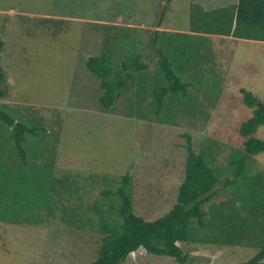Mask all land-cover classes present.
Here are the masks:
<instances>
[{
	"label": "trees",
	"instance_id": "trees-1",
	"mask_svg": "<svg viewBox=\"0 0 264 264\" xmlns=\"http://www.w3.org/2000/svg\"><path fill=\"white\" fill-rule=\"evenodd\" d=\"M81 1V9L72 6L62 14L68 21L85 20V26L102 33L100 54L86 59L85 68L99 81V109L132 125L136 155L118 184L106 173L91 175L92 186L103 179L106 187L90 204L89 190L78 185L79 173L57 175L58 168L77 166L58 156L62 127L48 133L43 120L35 119L29 109L0 103V222L44 225L58 209L69 227L102 235L97 259L86 264H122L141 247L187 264L191 255L182 244L253 247L256 255L241 264H264V170L254 162L264 153V138L258 136L264 126V101L245 87L238 96L227 92L216 51H205L206 42L217 36L264 44V0H237L212 9L183 0L185 21L171 25L183 31L157 30L152 42L146 41L149 33L144 30L140 37L138 27L102 20L116 14L112 10L134 20L142 13L135 2L113 0L89 17L86 13L106 0ZM176 1L165 0L157 26H167L165 12ZM147 44L158 58L139 53ZM155 60L152 73L150 63ZM5 80L0 54V98L8 93L1 89ZM128 93L127 103L117 110ZM222 119L225 131L233 128L231 141L236 143L226 160L217 158L221 150L216 132ZM200 121L212 129L209 140L199 136ZM184 122L194 128H177ZM64 200L72 206L63 205Z\"/></svg>",
	"mask_w": 264,
	"mask_h": 264
},
{
	"label": "rangeland",
	"instance_id": "rangeland-1",
	"mask_svg": "<svg viewBox=\"0 0 264 264\" xmlns=\"http://www.w3.org/2000/svg\"><path fill=\"white\" fill-rule=\"evenodd\" d=\"M80 1L0 0V54L6 77L1 89L8 90L7 96L0 98V103L14 109H29L35 119L43 120L42 123L49 128L48 133L54 134L55 129L62 127L58 156L61 160L70 159L78 169L58 168L57 175L76 177L79 173L78 185L81 190H89L88 202L92 204L106 184L101 179L92 186L94 181L90 179L91 175L106 173L104 175L108 180L118 184L136 154L132 146V125L124 117L99 109L102 91L98 88L96 77L85 68L86 59L100 54L102 33L85 26V20L73 18L68 21V17L62 14L72 6L75 11L81 9ZM102 1L96 0L99 4ZM110 1L113 0L104 1L102 6L87 12L86 16L100 14L105 6L111 4ZM131 1L142 12L136 14L134 20H125L113 8L108 11L116 14L108 13L110 18L102 20L117 26L138 27L141 29L140 37L144 36L142 30L149 33L145 38L148 42L153 41V34L157 30L170 33L183 31L171 26L174 21L178 25L185 21L183 0L169 5L172 9L165 12L164 17L167 26L162 27L157 24L166 6L165 0ZM184 1L186 3L187 0ZM236 1L190 0V4L196 2L206 9H212L232 5ZM127 2L130 3V0ZM186 7L189 9L188 5ZM59 18L66 21H56ZM208 47L216 51L215 63L220 71L222 86L224 89L229 87L227 92L238 96L239 90L245 87L264 101V44L217 37L212 42H206L205 51ZM139 53H151L158 58L152 44L142 46ZM145 60L150 62L151 58ZM156 62L150 63L152 73H155ZM130 96L131 93H128L121 98L116 109H121ZM225 105L226 100L222 102V106ZM219 124L216 139L220 140L218 149L221 151L217 158L226 160L232 152L231 148L236 147V143L231 141L235 135L233 128L225 131L224 119L219 120ZM177 128L184 130L194 127L184 122ZM198 128L203 129L199 133L202 140H209L213 135L210 133L212 129L201 121ZM258 136L264 138V126L259 129ZM254 162L258 169L264 170V153L255 156ZM79 169L81 171H77ZM63 205L72 206V203L64 200ZM62 217L63 212L56 209L55 216H49L44 225L0 222V264H86L95 261L102 235L92 229H73ZM182 247L191 255L187 264H241L258 252L253 247L240 246L219 249L215 245L182 244ZM122 264L180 263L170 256L152 255L140 249Z\"/></svg>",
	"mask_w": 264,
	"mask_h": 264
},
{
	"label": "clouds",
	"instance_id": "clouds-1",
	"mask_svg": "<svg viewBox=\"0 0 264 264\" xmlns=\"http://www.w3.org/2000/svg\"><path fill=\"white\" fill-rule=\"evenodd\" d=\"M140 249L145 250V248L141 247V248H139L138 250H135V251L131 252V253L129 254L128 258H129V257H132V256L134 257V256L136 255V253H138V251H140ZM145 251H146V250H145ZM128 258H127V259H128Z\"/></svg>",
	"mask_w": 264,
	"mask_h": 264
},
{
	"label": "crops",
	"instance_id": "crops-1",
	"mask_svg": "<svg viewBox=\"0 0 264 264\" xmlns=\"http://www.w3.org/2000/svg\"><path fill=\"white\" fill-rule=\"evenodd\" d=\"M217 37H218V36H217ZM224 38H225V39H226V38L232 39L231 37H224Z\"/></svg>",
	"mask_w": 264,
	"mask_h": 264
}]
</instances>
